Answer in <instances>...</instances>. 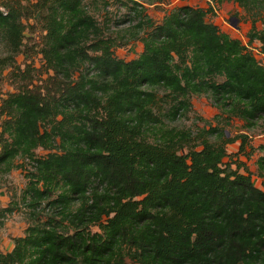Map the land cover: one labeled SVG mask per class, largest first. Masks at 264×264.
I'll list each match as a JSON object with an SVG mask.
<instances>
[{"label": "trees", "instance_id": "obj_1", "mask_svg": "<svg viewBox=\"0 0 264 264\" xmlns=\"http://www.w3.org/2000/svg\"><path fill=\"white\" fill-rule=\"evenodd\" d=\"M163 1L126 0L136 24L112 36L83 0H0V76L13 85L0 100V176L30 167L29 225L0 264H264V190L242 162L223 163L246 135L170 125L204 95L226 121L264 120V64L205 19L233 4L250 20L247 44L263 48L264 0H207L149 24L142 3ZM28 19L41 34L30 47ZM125 37L142 45L128 61L114 55ZM31 51L40 67H20ZM256 170L264 183V156Z\"/></svg>", "mask_w": 264, "mask_h": 264}, {"label": "rangeland", "instance_id": "obj_2", "mask_svg": "<svg viewBox=\"0 0 264 264\" xmlns=\"http://www.w3.org/2000/svg\"><path fill=\"white\" fill-rule=\"evenodd\" d=\"M87 11L94 17L100 26L105 29V34L120 32L123 29L131 31L136 20H133V15L123 5L127 3L126 0H83ZM207 0H164L158 4H144V14L148 17L149 24L157 23L161 20L164 14L179 6H190L206 9L208 7ZM127 6L130 7L129 4ZM214 10L206 14V21L216 25L218 29L227 34L233 39L239 40L243 45L247 46L252 55L260 63L264 64V46L263 48L258 41L247 44L246 33L251 28V23L244 12L238 9L231 3H223L219 6H213ZM25 25L24 43L29 47L34 42H39L40 31L39 24L34 19L23 20ZM256 30L263 29L259 23L255 24ZM119 36L123 35L118 33ZM142 35V33H138ZM122 44L114 49V55L125 61L136 58L142 51V45L138 40H130L127 37L122 39ZM4 55L2 46H0V57ZM33 61L34 67H40V56L34 55L31 51L25 58L20 55L16 58L17 64L20 67L23 63ZM8 71L5 70L0 76V100L5 97L7 93L13 91V85L8 78ZM46 76H40L44 79ZM159 97L161 93L159 92ZM190 109L182 116H178L170 123L171 126L178 129L191 130L195 133L196 130L205 125L218 126L225 129L230 135L244 134L247 137V143L243 150L239 152V141L228 144L226 151L228 157L223 159V163L230 161H240L243 163V172L246 168L251 174V180L255 187L264 190L263 178L257 176L256 161L261 156H264V120H260L252 128H246L244 122L233 118L226 121V116L220 114V111L212 104L207 96H192L190 98ZM1 121V118H0ZM36 154L42 156L45 152L37 150ZM21 161H18V164ZM23 168H16L11 170L8 174L0 176V209L6 207H16L10 214L5 215L3 224L0 226V252L5 253L11 250L13 246V239L22 237L24 231L29 225V210H27L21 203L20 195L25 186V170L29 169V165L22 162ZM234 167V165H232ZM93 230H96L95 228Z\"/></svg>", "mask_w": 264, "mask_h": 264}, {"label": "crops", "instance_id": "obj_3", "mask_svg": "<svg viewBox=\"0 0 264 264\" xmlns=\"http://www.w3.org/2000/svg\"><path fill=\"white\" fill-rule=\"evenodd\" d=\"M260 44V43H259Z\"/></svg>", "mask_w": 264, "mask_h": 264}]
</instances>
